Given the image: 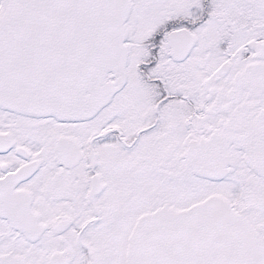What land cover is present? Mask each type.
<instances>
[{"label":"snow or ice","instance_id":"1","mask_svg":"<svg viewBox=\"0 0 264 264\" xmlns=\"http://www.w3.org/2000/svg\"><path fill=\"white\" fill-rule=\"evenodd\" d=\"M0 264H264V0H0Z\"/></svg>","mask_w":264,"mask_h":264}]
</instances>
